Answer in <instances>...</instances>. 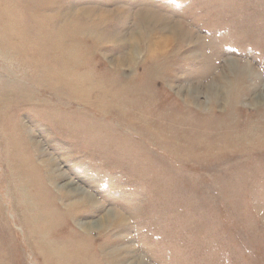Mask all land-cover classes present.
I'll return each mask as SVG.
<instances>
[{"label": "rangeland", "instance_id": "rangeland-1", "mask_svg": "<svg viewBox=\"0 0 264 264\" xmlns=\"http://www.w3.org/2000/svg\"><path fill=\"white\" fill-rule=\"evenodd\" d=\"M0 264H264V0H0Z\"/></svg>", "mask_w": 264, "mask_h": 264}, {"label": "bare ground", "instance_id": "bare-ground-1", "mask_svg": "<svg viewBox=\"0 0 264 264\" xmlns=\"http://www.w3.org/2000/svg\"><path fill=\"white\" fill-rule=\"evenodd\" d=\"M72 188V187H71ZM105 216V215H104ZM99 219H101V218H99ZM89 228H90V226H89Z\"/></svg>", "mask_w": 264, "mask_h": 264}]
</instances>
